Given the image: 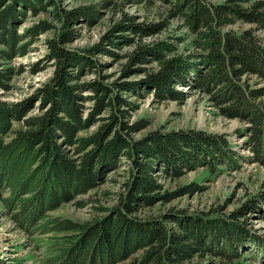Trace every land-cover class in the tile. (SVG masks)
Instances as JSON below:
<instances>
[{"label":"trees","instance_id":"1","mask_svg":"<svg viewBox=\"0 0 264 264\" xmlns=\"http://www.w3.org/2000/svg\"><path fill=\"white\" fill-rule=\"evenodd\" d=\"M165 2L161 19L137 22L134 14L123 11L103 36L104 43L77 48L70 43L79 36L78 23L92 21L99 6L0 0V85L5 89L16 72L8 62L29 52L41 33L53 31L45 43L54 69L37 90L40 112L29 113L27 101L0 98V210L30 234L61 233L45 264H256L264 250V235L247 220L249 211L262 208L264 192L229 211L218 205L197 212L140 214L158 199L169 201L200 188L192 182L169 191L163 189L161 176L177 177L185 168L199 166L214 175L226 167L239 168L241 158L264 163V84L258 85L264 81V39L258 34L264 28V0ZM44 10L56 21L43 18L19 30L23 20ZM175 17L192 35L184 48V33H169L150 42L140 40L129 51L125 72L136 62H156L143 79L79 81L102 64L97 53H116L105 43L117 46L133 40L125 29L143 36L161 32ZM237 21L249 25L236 29L231 24ZM180 85L207 92L220 114L244 119L247 124L238 130L247 135L252 154L238 153L226 133L205 129L156 128L134 137L147 123L129 122L128 107L134 103L124 95L127 88L138 93L140 87L153 89L160 99H183ZM83 86L92 94L83 95ZM86 97L93 102L88 112ZM106 110L107 116H101ZM99 118L95 130L80 133ZM16 120L22 125L14 128ZM122 161L129 168L114 204L96 205L86 220L52 214L106 181ZM88 200L76 203L84 206ZM11 262L10 256L0 254V264Z\"/></svg>","mask_w":264,"mask_h":264},{"label":"rangeland","instance_id":"2","mask_svg":"<svg viewBox=\"0 0 264 264\" xmlns=\"http://www.w3.org/2000/svg\"><path fill=\"white\" fill-rule=\"evenodd\" d=\"M153 3H145L141 0H126L120 5V0H63L65 7L71 8L84 4H95L99 6L100 12L92 21L83 20L77 25L79 36L70 43L71 47H85L97 42L104 43L103 36L111 29L112 25L121 20L123 11L136 16L137 22L156 21L160 18V13L166 9L165 0H153ZM212 2L222 0H210ZM95 16V15H94ZM47 19L55 22L54 16L49 11H41L37 15H30L23 20L19 26L22 31L29 24L39 19ZM180 18H172L171 24L167 29L161 32H153L146 35H138L136 32L125 29L127 35L133 40H127L117 46H111L105 43V46L112 48L113 52L104 51L97 53V58L101 60L98 70L82 75L79 79L89 80L92 78H101L106 82L114 81H138L143 79L150 68L156 67V62H136L131 69L125 72V66L130 64L129 51L136 47V43L150 42L157 37L167 36L169 33H184L186 41L180 44L181 48L188 44L192 36L186 26L180 27ZM249 23L237 21L231 24L238 29L246 27ZM179 27V29H178ZM53 34L52 30L45 31L32 44L29 52L23 55H17L8 63L16 67V72L10 80L11 87L5 89L0 85V98L10 101H27L30 105L29 113L40 112L41 100L37 96V90L47 81L54 69L53 63L47 57L48 46L45 39ZM258 34L264 39V28L258 30ZM106 42V41H105ZM3 45L0 44V47ZM254 79V77H253ZM251 79V80H253ZM253 82V81H252ZM264 84V81L258 85ZM186 96L183 99L164 98L160 99L154 93V90L147 91L143 87L139 92L127 88L124 92L125 97L134 103L128 107L129 122L144 119L147 125L133 133L134 137H141L148 131L156 128L163 130L198 128L214 132H224L230 138L233 147L240 154L250 156L252 150L248 146L247 135L239 132V128L247 124L244 119L239 117L230 118L219 113L218 108L211 103L209 94L199 89H194L188 85H180ZM83 95L89 96L92 90L83 86ZM92 100L86 97L83 100L85 112H88L92 106ZM109 110L102 112L101 116H107ZM102 119H98L89 128L80 133H90L95 130ZM21 121H14V128L21 126ZM10 135L13 132L9 133ZM124 159V158H123ZM129 165L121 162V166L116 170L112 169L108 173L106 181L93 188L88 193H81L70 201L61 204L60 207L52 211V214L69 216L77 220L89 219L95 212L96 205H112L116 202L117 190L123 189V181L127 174ZM183 171L180 176H161L159 181L163 189L175 191L180 185L197 182L200 188L192 192L184 193L172 200L165 201L158 199L154 205L147 206L140 214L142 216L151 213H161L164 211H175L184 209L187 212H197L209 210L215 206L223 205L225 211L232 210L241 205L246 199L259 197L264 192V163L241 158L240 167L229 169L223 168L222 172L210 175L206 166H199L195 169ZM90 199L84 206L76 203L77 199ZM1 208V203H0ZM248 223L253 226L255 231L264 235V203L262 208L251 210L247 213ZM60 232L32 234L26 232L17 222L8 214L0 210V254L10 256L11 264H45V258L55 251L59 243L58 235ZM256 264H264V250H261L259 257L255 258ZM250 262V260H249ZM248 262V263H249Z\"/></svg>","mask_w":264,"mask_h":264}]
</instances>
